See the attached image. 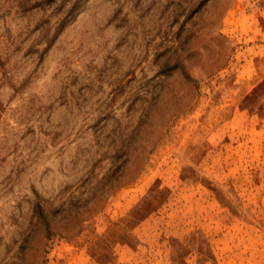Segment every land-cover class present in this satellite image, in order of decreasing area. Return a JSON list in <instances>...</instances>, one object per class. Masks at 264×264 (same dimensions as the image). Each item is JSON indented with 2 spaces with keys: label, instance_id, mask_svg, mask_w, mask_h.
I'll return each mask as SVG.
<instances>
[{
  "label": "rangeland",
  "instance_id": "rangeland-1",
  "mask_svg": "<svg viewBox=\"0 0 264 264\" xmlns=\"http://www.w3.org/2000/svg\"><path fill=\"white\" fill-rule=\"evenodd\" d=\"M0 264H264V0H0Z\"/></svg>",
  "mask_w": 264,
  "mask_h": 264
},
{
  "label": "trees",
  "instance_id": "trees-1",
  "mask_svg": "<svg viewBox=\"0 0 264 264\" xmlns=\"http://www.w3.org/2000/svg\"><path fill=\"white\" fill-rule=\"evenodd\" d=\"M177 69H179V67H178V65H169V66H166V67H162L161 69H159V73H161L162 75H164V76H167V75H169V74H171L173 71H175V70H177ZM182 74H183V77L187 80V81H192L191 79H190V76L189 75H187L186 73H184V72H182ZM38 215H39V220L40 221H42V219H41V216H42V214H41V212H39L38 213ZM44 219V221L46 222L47 221V219H46V217H43ZM43 222V221H42Z\"/></svg>",
  "mask_w": 264,
  "mask_h": 264
}]
</instances>
